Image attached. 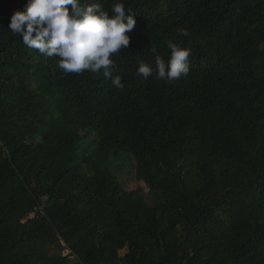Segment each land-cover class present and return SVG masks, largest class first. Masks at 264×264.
Segmentation results:
<instances>
[{"label": "trees", "instance_id": "obj_1", "mask_svg": "<svg viewBox=\"0 0 264 264\" xmlns=\"http://www.w3.org/2000/svg\"><path fill=\"white\" fill-rule=\"evenodd\" d=\"M26 3L0 0V264H264V0H124L111 77L25 46ZM168 39L188 75L138 76Z\"/></svg>", "mask_w": 264, "mask_h": 264}, {"label": "clouds", "instance_id": "obj_2", "mask_svg": "<svg viewBox=\"0 0 264 264\" xmlns=\"http://www.w3.org/2000/svg\"><path fill=\"white\" fill-rule=\"evenodd\" d=\"M125 7L124 0H114L110 9L99 0H27L23 11L12 14L8 28L41 56L58 57V67L66 75L103 70L111 77L116 67L113 57L128 48V33L136 24L133 15L125 14ZM177 31L179 36H189L186 28ZM166 46L169 58L157 54L154 65L141 62L138 76L172 83L188 75L191 49L174 39H168ZM112 83L123 87L120 75L113 77Z\"/></svg>", "mask_w": 264, "mask_h": 264}, {"label": "rangeland", "instance_id": "obj_3", "mask_svg": "<svg viewBox=\"0 0 264 264\" xmlns=\"http://www.w3.org/2000/svg\"><path fill=\"white\" fill-rule=\"evenodd\" d=\"M121 181L123 182V184L125 185V187L128 189V190H134V191H137V192H144V193H147V187L144 185L143 182H139L135 179V176H134V173L133 172H128L124 175L121 176ZM46 205V203L44 201H41L40 202V205H39V208L36 207V208H32L28 211H24V212H21V211H18L17 212V216L25 221L26 219L28 218H31L35 215L36 213V210L38 209H42L44 206ZM66 206H61V207H57L54 209V211H58L60 210L61 208H65ZM129 240V239H128ZM127 246V241L126 240H122L120 242V250L121 251H124V249L126 248ZM52 252V251H51ZM68 253V250H62L61 251V254H66Z\"/></svg>", "mask_w": 264, "mask_h": 264}]
</instances>
